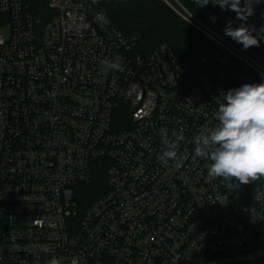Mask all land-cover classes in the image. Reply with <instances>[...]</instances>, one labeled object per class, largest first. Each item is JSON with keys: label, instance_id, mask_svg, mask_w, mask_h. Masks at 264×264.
Returning a JSON list of instances; mask_svg holds the SVG:
<instances>
[{"label": "built area", "instance_id": "obj_1", "mask_svg": "<svg viewBox=\"0 0 264 264\" xmlns=\"http://www.w3.org/2000/svg\"><path fill=\"white\" fill-rule=\"evenodd\" d=\"M175 4L198 33L188 64L141 53L100 0H0V264H264V177L210 178L194 156L223 94L264 82V38L244 50L224 35L234 11Z\"/></svg>", "mask_w": 264, "mask_h": 264}, {"label": "clouds", "instance_id": "obj_2", "mask_svg": "<svg viewBox=\"0 0 264 264\" xmlns=\"http://www.w3.org/2000/svg\"><path fill=\"white\" fill-rule=\"evenodd\" d=\"M197 3L201 8L211 3L222 11H234L242 23L234 28L229 21L224 35L241 44L244 50L260 46L264 26L254 35L256 30L246 22L255 12L254 5L260 4L261 0H197ZM102 63L109 69L120 68L118 61ZM223 99L214 114L218 123L194 139V156L211 161L207 168L210 178L238 181L239 184L260 180L264 177V82L244 83L229 89ZM177 149V143H167L159 159L176 160ZM239 184L236 183V187ZM49 264H58V261L53 258Z\"/></svg>", "mask_w": 264, "mask_h": 264}, {"label": "trees", "instance_id": "obj_3", "mask_svg": "<svg viewBox=\"0 0 264 264\" xmlns=\"http://www.w3.org/2000/svg\"><path fill=\"white\" fill-rule=\"evenodd\" d=\"M178 1L186 5V0ZM100 2L111 26L125 36L134 38L141 53L148 54L165 44L182 64H188L189 60L194 59L198 33L174 12L177 5L172 0H168L169 4L163 0ZM103 184L102 173L96 174L94 182L80 191L79 202L82 204L87 200H95Z\"/></svg>", "mask_w": 264, "mask_h": 264}, {"label": "rangeland", "instance_id": "obj_4", "mask_svg": "<svg viewBox=\"0 0 264 264\" xmlns=\"http://www.w3.org/2000/svg\"><path fill=\"white\" fill-rule=\"evenodd\" d=\"M166 4H169L168 3V0H163ZM174 3H175V0H172ZM174 10V9H173ZM175 12V11H174ZM100 194H98L97 196H99ZM96 196V197H97ZM95 199V198H94ZM94 202V200H87L86 202H84V203H80L81 204V212H84L85 211V209L89 206V205H91L92 203ZM67 211L68 212H70L71 214H73V213H77L78 212V205H75V207H73L72 206V202H71V204L67 207ZM77 222L78 221H75L73 224H71V227H76V225H77Z\"/></svg>", "mask_w": 264, "mask_h": 264}, {"label": "water", "instance_id": "obj_5", "mask_svg": "<svg viewBox=\"0 0 264 264\" xmlns=\"http://www.w3.org/2000/svg\"><path fill=\"white\" fill-rule=\"evenodd\" d=\"M71 220V219H70Z\"/></svg>", "mask_w": 264, "mask_h": 264}]
</instances>
